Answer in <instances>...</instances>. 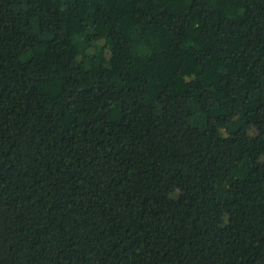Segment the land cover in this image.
Returning a JSON list of instances; mask_svg holds the SVG:
<instances>
[{"label": "trees", "instance_id": "obj_1", "mask_svg": "<svg viewBox=\"0 0 264 264\" xmlns=\"http://www.w3.org/2000/svg\"><path fill=\"white\" fill-rule=\"evenodd\" d=\"M0 264H264V0H0Z\"/></svg>", "mask_w": 264, "mask_h": 264}]
</instances>
